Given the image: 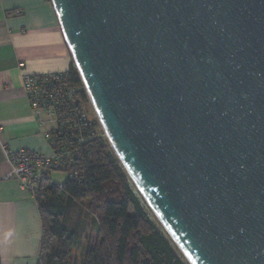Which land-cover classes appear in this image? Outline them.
<instances>
[{"label": "water", "instance_id": "obj_1", "mask_svg": "<svg viewBox=\"0 0 264 264\" xmlns=\"http://www.w3.org/2000/svg\"><path fill=\"white\" fill-rule=\"evenodd\" d=\"M108 142L188 264H264V0H51Z\"/></svg>", "mask_w": 264, "mask_h": 264}, {"label": "trees", "instance_id": "obj_2", "mask_svg": "<svg viewBox=\"0 0 264 264\" xmlns=\"http://www.w3.org/2000/svg\"><path fill=\"white\" fill-rule=\"evenodd\" d=\"M67 72L81 88L73 63ZM80 96L95 123L85 93L80 91ZM112 151L104 138L85 144L81 159L74 160L76 180L66 179L59 188L47 182L53 174L47 173L39 185L34 196L42 223L37 264H71L82 229L81 219H73L72 213L83 202H87L86 212L97 235L83 264H188ZM130 208L133 215L128 214Z\"/></svg>", "mask_w": 264, "mask_h": 264}, {"label": "crops", "instance_id": "obj_3", "mask_svg": "<svg viewBox=\"0 0 264 264\" xmlns=\"http://www.w3.org/2000/svg\"><path fill=\"white\" fill-rule=\"evenodd\" d=\"M72 63L51 0H0V264H37L42 235L37 203L7 177L4 156L50 153L44 133L51 124L30 108L22 79L66 72Z\"/></svg>", "mask_w": 264, "mask_h": 264}, {"label": "built area", "instance_id": "obj_4", "mask_svg": "<svg viewBox=\"0 0 264 264\" xmlns=\"http://www.w3.org/2000/svg\"><path fill=\"white\" fill-rule=\"evenodd\" d=\"M73 65L81 88L67 71L24 76L22 79V90L30 108L43 114L42 124H51V129L44 133L50 153L19 149L5 150L4 156L9 166L7 177L16 180L19 188L28 191L33 198L47 173L64 174L65 180L77 179L74 160L81 159L85 144L100 138L108 142L74 61ZM80 91L85 93L93 109L95 123L88 116ZM47 182L53 183L51 179ZM56 185L61 187V184Z\"/></svg>", "mask_w": 264, "mask_h": 264}, {"label": "rangeland", "instance_id": "obj_5", "mask_svg": "<svg viewBox=\"0 0 264 264\" xmlns=\"http://www.w3.org/2000/svg\"><path fill=\"white\" fill-rule=\"evenodd\" d=\"M113 154H114V152H113ZM51 179L53 181V184H62L66 181L65 175L61 174V173H53L51 176ZM133 186H134V184H133ZM134 188L137 191L135 186H134ZM140 197H141V195H140ZM141 199H142V197H141ZM142 201L144 202V204H146L143 199H142ZM86 208H87V202H83L82 205H80V206L75 205L73 208L72 218L76 219L79 217L81 219L82 229H81L80 245H79L78 249L75 250L74 253L70 257V263L71 264H83V257H84L85 252H87L90 249H93L95 244H96V241H97V235H96L95 227L93 225V221H92L91 216L86 212ZM148 209H149V207H148ZM150 212L152 213L151 210H150ZM128 214L133 215L132 208L129 209ZM152 216L157 221V219L153 213H152Z\"/></svg>", "mask_w": 264, "mask_h": 264}]
</instances>
